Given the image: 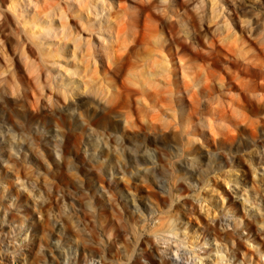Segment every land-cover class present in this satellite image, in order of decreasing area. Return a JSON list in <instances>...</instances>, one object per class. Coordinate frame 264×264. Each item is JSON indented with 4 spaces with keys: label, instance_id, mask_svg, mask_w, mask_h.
Here are the masks:
<instances>
[{
    "label": "clouds",
    "instance_id": "obj_1",
    "mask_svg": "<svg viewBox=\"0 0 264 264\" xmlns=\"http://www.w3.org/2000/svg\"><path fill=\"white\" fill-rule=\"evenodd\" d=\"M22 3L0 0V264H264V0ZM86 102L100 172L63 118Z\"/></svg>",
    "mask_w": 264,
    "mask_h": 264
},
{
    "label": "rangeland",
    "instance_id": "obj_2",
    "mask_svg": "<svg viewBox=\"0 0 264 264\" xmlns=\"http://www.w3.org/2000/svg\"><path fill=\"white\" fill-rule=\"evenodd\" d=\"M9 17H11L10 13H9ZM200 55H202V53H200ZM229 55L230 54L228 50L224 49L222 50V55L220 59H227ZM207 63H213V58H208ZM216 70L219 71V69H216ZM31 107L35 109L37 108V104L34 103L31 105ZM81 113L83 115V119L81 118ZM69 116H71V119L75 122L74 131L76 134L77 150L79 151V146L84 144L86 140L89 143V147L91 149H94L97 145V141H99L101 155H100V158L95 163H93L92 167L98 172H100L101 169H105L106 165L104 163V155L105 154L107 155L109 162H111L113 159L112 153L107 152V150L104 149L103 147L104 140L109 138L108 134L105 133L103 129L107 128L108 130H111L109 133L113 134V130L109 129L110 128L109 120L105 119L103 123L97 122L96 120L93 119V114L89 111H86L85 107L80 110L76 108V112L74 114L67 113V112L63 114L64 119H67ZM261 124L264 125V122H261ZM93 126H95L94 132L90 131V128ZM15 127L17 128V130L31 131V134L36 137L37 141H40L41 138L44 137L46 134V129L43 127L32 128V129L23 128L22 125H16ZM0 131H6V128L0 125ZM250 132L252 135H257L258 133L264 132V127L250 126ZM109 143H112V144L115 143V135L110 137ZM138 143H140L138 152L142 154L144 152V146L141 142H138ZM2 146L3 144L2 142H0V147ZM128 147L136 149L137 144H131V145H128ZM190 147H191L190 144L185 145L186 150L190 149ZM157 151L162 153L163 156L165 157V160H162L161 163L163 164V167L167 170L168 175H165L164 172L158 173L162 177L163 180H168L169 182H171V181L178 179L180 176H183L186 174L184 172L178 171L177 163L175 159L173 158L171 152H169L167 149H157ZM125 157L130 161L133 159L131 153L128 151L125 152ZM139 159L142 163L148 162V158L146 156L140 155ZM99 179L101 182H103L104 176L101 175ZM113 216H115V213H113ZM44 228L46 231L49 230L47 225H44ZM68 243H71V241H68ZM72 246L75 247V245H72Z\"/></svg>",
    "mask_w": 264,
    "mask_h": 264
},
{
    "label": "bare ground",
    "instance_id": "obj_3",
    "mask_svg": "<svg viewBox=\"0 0 264 264\" xmlns=\"http://www.w3.org/2000/svg\"><path fill=\"white\" fill-rule=\"evenodd\" d=\"M19 9H20V11L21 12H28V9H27V7H26V0H25V3H22V4H20V6H19ZM16 11H18V10H16ZM9 15V14H8ZM149 14L146 12L145 13V16L147 17ZM146 26L147 27H151L152 25H150V24H148V22L146 21ZM34 104V103H33ZM70 107H75V108H77V109H82V108H86V111H89V112H91L92 114H93V109L92 108H90L88 105H87V102L85 103V105L84 106H77V105H70ZM105 121V120H104ZM103 121V122H104ZM97 122H99V121H97ZM109 129H111V128H109ZM103 131L105 132V133H107L108 134V136L109 137H111V136H113V134L112 133H109L111 130H108L107 128H104L103 129ZM107 136V137H108ZM122 148H124V146H121ZM127 150L125 149V152H126ZM184 164H185V166H187V164L189 163L188 161H185V162H183Z\"/></svg>",
    "mask_w": 264,
    "mask_h": 264
}]
</instances>
